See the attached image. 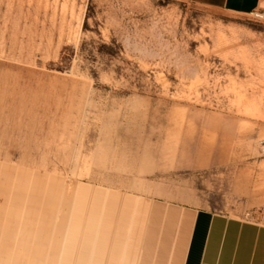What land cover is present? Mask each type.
<instances>
[{
	"label": "rangeland",
	"instance_id": "374dc122",
	"mask_svg": "<svg viewBox=\"0 0 264 264\" xmlns=\"http://www.w3.org/2000/svg\"><path fill=\"white\" fill-rule=\"evenodd\" d=\"M159 208L146 264H179L194 209L264 222V16L0 0V264H108Z\"/></svg>",
	"mask_w": 264,
	"mask_h": 264
},
{
	"label": "crops",
	"instance_id": "0c3cea01",
	"mask_svg": "<svg viewBox=\"0 0 264 264\" xmlns=\"http://www.w3.org/2000/svg\"><path fill=\"white\" fill-rule=\"evenodd\" d=\"M192 2L236 14L264 13V0ZM153 214L154 216L146 219L136 218L133 214L130 222L126 223L119 233L120 248L116 251L120 259H113L114 262L108 264H146V257L152 253L151 245L156 238L155 225L161 222L176 223L181 218L178 213L168 209L159 208ZM142 223L137 244L134 249L128 251L127 247L120 245V240L135 236V227H141ZM104 240L108 242V235L103 237ZM179 264H264V222L232 216L224 210L194 209L191 212V220L187 223V236Z\"/></svg>",
	"mask_w": 264,
	"mask_h": 264
},
{
	"label": "built area",
	"instance_id": "2783aa9c",
	"mask_svg": "<svg viewBox=\"0 0 264 264\" xmlns=\"http://www.w3.org/2000/svg\"><path fill=\"white\" fill-rule=\"evenodd\" d=\"M252 14H256V16H259V17H263L264 16V13H262V12H255V13H252Z\"/></svg>",
	"mask_w": 264,
	"mask_h": 264
}]
</instances>
